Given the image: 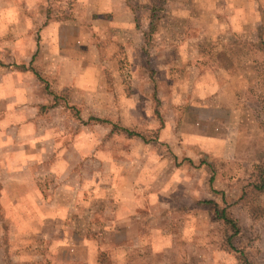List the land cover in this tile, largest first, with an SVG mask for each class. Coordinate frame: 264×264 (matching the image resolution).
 Listing matches in <instances>:
<instances>
[{
  "label": "rangeland",
  "instance_id": "374dc122",
  "mask_svg": "<svg viewBox=\"0 0 264 264\" xmlns=\"http://www.w3.org/2000/svg\"><path fill=\"white\" fill-rule=\"evenodd\" d=\"M14 1L26 12L25 1ZM220 4L226 6L223 0ZM53 6H56L55 16L63 21L72 14V10H68L73 5L69 8L67 3H53L49 8L54 9ZM252 14V29L247 23L246 29L233 33L225 23L227 13L221 12L222 21L214 27L209 26L206 31L197 23L195 12L180 16L177 21L156 14L155 25L180 23L186 39L192 41L182 48H168L169 55H172L171 51L175 54L176 49L180 56L178 74L158 73L148 74V77L141 74V81L134 80L132 74H122L126 100H138L142 106L150 108L145 120L154 118L156 125L136 126L137 132L147 140L144 142L136 137L141 142L139 147L132 145L124 135L110 137L109 150H117L120 158L109 160L111 169H105V164L102 166L105 171L117 165L127 171L131 161V157H126L127 153L152 151L156 171L155 176L150 177L149 188L154 189V196L145 201H140L138 196L135 201L132 197V203L126 204L117 197V175L110 173L108 182L102 177L101 181L108 184L104 189L107 198L104 207L93 201V209L98 214L91 221L84 222L83 217H79L73 223L74 227L85 223L95 237L91 244L95 254L91 258L87 247H81L77 256H73V249L55 246L59 242L67 243L63 237L70 224H66V219L43 226L47 232L54 228L58 239L34 234L23 236L27 227L33 232L41 224L34 221L29 208L14 206L11 216L8 206L2 203L0 215L10 217L11 222L6 221V225L13 237L0 240L11 246L4 255L0 251V264H264V170L260 168L264 162V31L261 29L264 15L256 8ZM19 16L16 17L23 19ZM32 16L36 18L35 14ZM18 22L20 20L14 23ZM75 23L81 27L78 42L83 45V52L88 51V60L66 55L45 59L41 55L42 72L52 70V65L57 68L60 63L61 74H99L98 58L96 56L94 63L90 53L93 44L85 42L91 35L89 25L84 24L83 18L75 19ZM152 31L153 35L146 36L148 49L151 46L152 51H161L165 48L161 43L167 36L178 39L180 33L178 30L167 34L161 29ZM94 37L102 39L99 34ZM68 38L70 40L69 34ZM196 42H199L198 46ZM199 58H204V74L192 71ZM147 65L150 68L146 62L143 68ZM29 66L30 74H38L36 63ZM198 75L200 87L194 86ZM166 81L169 86H176L173 94L168 92ZM155 87H160L159 91ZM78 111L75 109L72 113L78 117ZM133 115L140 116V113L137 111ZM105 120L113 122L112 119ZM139 161L143 165L148 159L142 156ZM93 178L95 182L97 179ZM153 183L155 188L151 187ZM122 192L124 199L126 195ZM203 199L214 200L238 220L240 231L233 238L232 246L226 243L222 221L211 218V209L200 202ZM115 201L118 204L112 203ZM117 215L130 220L117 228L114 225ZM21 218H25L28 226L23 225ZM100 222L103 226H111L108 234L95 231Z\"/></svg>",
  "mask_w": 264,
  "mask_h": 264
},
{
  "label": "crops",
  "instance_id": "0c3cea01",
  "mask_svg": "<svg viewBox=\"0 0 264 264\" xmlns=\"http://www.w3.org/2000/svg\"><path fill=\"white\" fill-rule=\"evenodd\" d=\"M221 1L164 0L161 4L160 0H22L28 5L23 12L14 0H0V204L8 206L9 213L5 212L11 216L14 206L29 208L34 221L41 224L33 232L25 228L26 232L21 235L53 239L56 237L54 228L47 232L43 226L66 219V224L70 225L63 238L67 243L59 242L55 246L73 249V256H77L81 247H87L91 258L95 254L91 248L95 237L85 223L76 227L73 223L79 217H83L84 222L91 221L98 214L93 209V201L104 207L103 202L105 205L107 201L104 189L108 187L110 173L117 175V197L126 204L132 203V197L135 201L137 196L140 201H145L154 196V189L149 188L150 177L155 176L156 171L152 151L127 153L126 157H131L130 170L117 165L105 171L110 159L120 158L117 150H109L110 137H118L111 133V124L136 131V126L141 124L156 125L154 118L145 120L150 108L142 106L138 100H126L122 74H132V78L139 81L141 74L146 77L158 73L178 74L180 56L176 49L175 54L171 51L172 55H169L168 48H182L192 40L186 39L180 23L155 25L151 15L156 11L170 21L195 12L203 31L222 21L221 12L227 13L225 23L232 33L246 29L247 23L252 29L250 17L255 8L264 15V0H223L225 7ZM53 3H67L69 8L73 5L68 10H72V14L64 21L57 18L56 6L49 8ZM141 3L144 6L141 7ZM34 14L36 18L32 16ZM18 15L23 19H18ZM77 18H83L84 24L89 25L91 35L85 42L93 44L90 53L94 63L96 56L98 58L99 74H61L60 63L57 68L52 65V70L42 72L41 55L45 59L66 55L88 60V51L83 52V45L78 42L81 27L76 26ZM18 20L20 22L14 23ZM153 29H161L166 34L172 30L180 33L178 39L167 36L161 43L165 47L161 51H152L150 48L153 47L148 49L146 36L153 35ZM261 29L264 31V25ZM97 34L102 39L96 40L94 35ZM262 40L264 43L263 35ZM195 44L198 46L199 42ZM143 61L149 63L150 68L148 65L143 68ZM127 62L129 66H126ZM30 63L37 64L38 74H30ZM204 63V58L197 59L192 71L204 74ZM196 78L194 86L200 87L199 75ZM169 84L166 81V85ZM175 90L176 86L170 85L168 92L173 94ZM134 93L137 94L136 89ZM75 109L79 110L78 117L72 113ZM137 111L140 116L133 115ZM90 118L112 119L113 122L103 123ZM165 125V128L169 127ZM126 139L132 145L139 147L141 144L136 137ZM142 156L148 159L143 165L139 161ZM130 175H133L132 179ZM93 176L97 179L95 182ZM102 177L107 182L101 181ZM154 183L151 187L155 188ZM122 190L126 195L124 199L121 198ZM112 203L118 204L117 201ZM24 215L29 216L25 212ZM7 217L0 215V240L13 237L6 225V221L11 222ZM122 218V215L115 217L117 228L130 220ZM21 221L28 226L25 218ZM97 225L99 228L95 231L98 234L109 233L111 226H103V222ZM10 248L0 241L2 255Z\"/></svg>",
  "mask_w": 264,
  "mask_h": 264
},
{
  "label": "trees",
  "instance_id": "16d2710c",
  "mask_svg": "<svg viewBox=\"0 0 264 264\" xmlns=\"http://www.w3.org/2000/svg\"><path fill=\"white\" fill-rule=\"evenodd\" d=\"M161 4L164 3V0H160ZM157 13H153L152 19L157 21V17L156 14L160 13L158 11H156ZM41 80V78H40ZM157 88V87H155ZM96 121H100L103 123H108V120L105 119H98V118H90ZM111 133H118L117 135H124L126 138H134V137H138L140 139H142L144 142H147V140L143 137V134L137 132L136 130H130L121 126H118L116 124H111ZM261 170H264V162L262 164V166L260 167ZM201 203L205 204L207 207H209L211 209L210 211V215L211 218L213 220L216 221H222L223 225H224V237L226 238V243L229 246H232V241L233 238L235 236L238 235L239 231H240V227L238 224V220L236 218H234L232 215H230L227 210L224 207H220L218 205L217 202H215L214 200L211 199H203L200 201ZM243 254L240 255V257H242ZM244 262H247V260H244Z\"/></svg>",
  "mask_w": 264,
  "mask_h": 264
}]
</instances>
